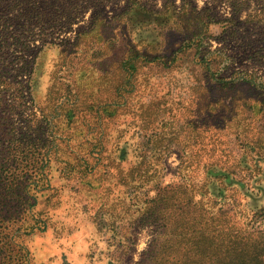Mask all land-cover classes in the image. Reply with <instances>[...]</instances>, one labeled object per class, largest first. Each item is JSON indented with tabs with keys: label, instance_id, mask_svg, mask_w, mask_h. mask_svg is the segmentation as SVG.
Listing matches in <instances>:
<instances>
[{
	"label": "rangeland",
	"instance_id": "rangeland-1",
	"mask_svg": "<svg viewBox=\"0 0 264 264\" xmlns=\"http://www.w3.org/2000/svg\"><path fill=\"white\" fill-rule=\"evenodd\" d=\"M113 12L39 32L32 115L57 148L50 188L0 243V264H143L159 232L145 207L168 185L211 192L239 220L264 210V23L244 15L187 47L169 16ZM215 15L232 17L228 5Z\"/></svg>",
	"mask_w": 264,
	"mask_h": 264
},
{
	"label": "trees",
	"instance_id": "trees-1",
	"mask_svg": "<svg viewBox=\"0 0 264 264\" xmlns=\"http://www.w3.org/2000/svg\"><path fill=\"white\" fill-rule=\"evenodd\" d=\"M177 1L0 0L2 247L15 243L35 215L38 195L50 188L47 169L54 161L50 154L55 145L48 146L53 135L32 115L35 63L49 43L41 34L51 28L71 31L88 13L90 27L102 25L109 19V7L113 17L136 12L169 16L185 33L182 42L190 43L187 47L201 45L204 32L211 26L226 22L236 27L244 15L249 22L264 23V0H207L200 9L197 0H181V5ZM122 3L125 5L119 9ZM223 5L230 7L232 17L216 19L215 13ZM200 17L206 21L202 18L201 22ZM78 28L82 32L83 28ZM181 186L161 187L155 200H149L145 207L146 222L158 225L159 232L144 253L143 264H264V210L247 215L242 211L239 220L223 204L214 207L211 192L200 193L190 189L191 184ZM156 203H160L158 210L154 209ZM34 220L31 229L45 224L37 217Z\"/></svg>",
	"mask_w": 264,
	"mask_h": 264
}]
</instances>
